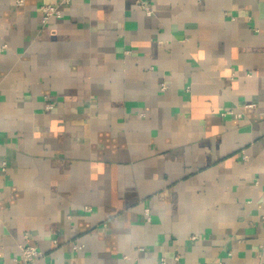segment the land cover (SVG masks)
I'll return each mask as SVG.
<instances>
[{"label": "crops", "instance_id": "obj_1", "mask_svg": "<svg viewBox=\"0 0 264 264\" xmlns=\"http://www.w3.org/2000/svg\"><path fill=\"white\" fill-rule=\"evenodd\" d=\"M60 2L0 0V264H264V0Z\"/></svg>", "mask_w": 264, "mask_h": 264}, {"label": "built area", "instance_id": "obj_2", "mask_svg": "<svg viewBox=\"0 0 264 264\" xmlns=\"http://www.w3.org/2000/svg\"><path fill=\"white\" fill-rule=\"evenodd\" d=\"M72 0H61L59 4L53 5V4H43L41 5V11H42V20L43 23H47L52 18H60L62 16V7L71 4ZM25 3V0H16V5H23ZM142 7L146 10L147 14L151 15L152 10L147 5H142ZM7 45H3L1 48H6ZM162 90L167 89V84L163 83L161 86ZM53 104L49 103L46 105L47 109L53 108ZM236 116H240L239 114H235ZM243 158L245 160H248L249 156L247 154L243 155ZM146 215H150L149 209H146ZM78 248L77 245L74 246V249L76 250ZM40 254V251L37 246L33 244H25L22 248V260L25 264H31ZM163 261V260H162ZM164 262V261H163Z\"/></svg>", "mask_w": 264, "mask_h": 264}]
</instances>
